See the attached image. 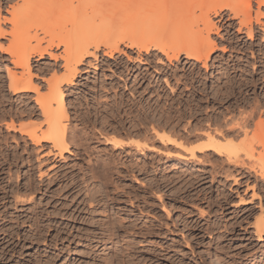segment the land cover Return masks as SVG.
I'll list each match as a JSON object with an SVG mask.
<instances>
[{
  "label": "rangeland",
  "instance_id": "obj_1",
  "mask_svg": "<svg viewBox=\"0 0 264 264\" xmlns=\"http://www.w3.org/2000/svg\"><path fill=\"white\" fill-rule=\"evenodd\" d=\"M37 1L0 0L2 28L11 32L8 14L11 7L21 6L20 14L25 15L24 8L41 5ZM39 1L52 4L51 0V3ZM101 1L95 0L99 7L81 16H88L95 27L100 20L98 12L104 8ZM58 2L61 3L60 0L55 3ZM251 4L252 35L229 10L222 11L221 16L210 13L215 24L211 40L217 46L208 61L198 62L185 55L178 61H170L157 50L147 54L123 44L121 52L110 57L103 46L99 50L91 48L110 33L102 30L89 41L95 57L87 58L79 67L76 84L63 86L70 117L68 126L81 133L85 144L83 151L73 144L71 153L63 160L51 158L42 162L43 150L23 140L18 131L37 128L41 133L47 126L35 103L34 92L19 98L8 90V72L21 75L23 71L15 67L6 53L12 36L0 39V80L4 82L0 85L4 87L0 93V264H208L212 257L220 264H264V234L260 239L255 230L256 220L264 217V181L249 170L264 154V148L258 146L254 137L256 123L260 119L264 122V6L259 11L258 0H251ZM64 9L80 13L76 12L77 2ZM197 12L198 16L202 14L201 10ZM258 13L261 25L257 22ZM54 23L60 26L52 24L47 35L31 28L18 44L19 49L36 46L37 41L31 39L35 34L48 41L51 35H64L79 26ZM87 24L84 19L77 31L84 32L89 27ZM204 29L201 23L195 32L199 35ZM166 39V43L175 40ZM49 53L35 56L31 61L34 83L40 85V93L47 91L45 81L55 72L56 78L65 74L61 68L64 48L53 47ZM51 54L57 59L50 57ZM24 74L28 75V71ZM245 88L247 91L240 98L238 92ZM232 90H236V97ZM176 101L181 105L175 107L181 108L180 113L185 115L182 122L175 120V125L165 117L160 120L164 105ZM120 103L130 104L135 115L137 111H148L152 105L155 113L149 109L150 118L157 121L159 118L167 133L169 128H175L178 140L185 142L186 137L191 138L186 147H196L205 141L199 137L202 141L194 140L197 138L194 134L204 133L208 123L212 128L216 124L215 129L221 126L224 133L227 129L223 124L231 127L257 111L258 116L255 118L253 113L254 121H250L249 135L235 140L239 144L251 139L255 148L254 158L247 157L244 151L241 153L240 160L248 171L245 165L244 169L229 165L224 157L212 153L210 157L199 154V158L187 161L179 158L181 150L172 149L168 154L158 144L155 147L158 145L161 150L157 148L144 158L133 148L115 149L107 136L101 135L103 129L106 128L104 134L108 133V138L119 142L138 136L133 135L132 126L138 127L139 123L125 117L129 108ZM192 112L198 114L191 117ZM12 123L16 130L9 128ZM202 126L206 129L201 130ZM189 130L194 132H191L193 136L189 137ZM140 159L147 160L146 170L141 172L133 164ZM109 164L112 170L107 172L104 166ZM94 165L98 173L86 182L85 175H92ZM65 173H73L71 178L80 182L77 189L73 187V179L60 180ZM235 177L241 183L235 184ZM89 197L96 201L91 198L88 205H81ZM94 207L97 209L94 220L88 222L87 209ZM108 213L112 219H124L119 221L120 229L113 231L112 241L108 239L110 226L101 219ZM80 215L84 219H78ZM200 248L205 256L200 255Z\"/></svg>",
  "mask_w": 264,
  "mask_h": 264
},
{
  "label": "bare ground",
  "instance_id": "obj_2",
  "mask_svg": "<svg viewBox=\"0 0 264 264\" xmlns=\"http://www.w3.org/2000/svg\"><path fill=\"white\" fill-rule=\"evenodd\" d=\"M24 1H29V0H24ZM56 1L51 0L52 4L48 5L47 1H45L46 2L45 4V2L42 1L43 2L42 3L41 1L38 0L37 2H40L41 5L44 4L46 6L44 5L36 6L32 4V7L29 8L28 6L26 7V9L24 8L26 12L25 15L20 14V10L21 12L23 11V8L21 6L16 5L11 7L10 10L8 11L9 16H11L10 24H12L10 33L6 32L2 28L3 26L2 18H1L2 5L0 6V39L4 38L6 35L12 36L13 39L10 41V46L7 49L6 53L10 55L12 59V63L15 65V67L20 68L23 71L21 75H17L16 73H12L11 71L8 72L7 74L8 90L14 96H18L19 98H24L25 96L29 97V94L34 92L36 94L35 103L38 106L41 115L44 117L45 120L44 123L47 126V129L45 131H42L41 133L37 130V128H21L18 131L22 133L23 140L25 139L26 142L30 141L36 148L43 150L44 154L41 157L42 162L47 161L51 158L61 159V160L65 159L66 154L71 153L70 150L73 144L78 146L80 151L85 150L84 137L81 135L80 132H75V130L73 129L70 130L69 128L70 126H68V121L70 117L68 115V111L65 105V93H64L65 91L63 90V86L64 85L72 86L76 84L75 83L76 78L80 76L79 67L84 65L87 58L95 57V52L90 51L91 48L99 50L100 47L102 48L103 46L105 48L106 55L112 57L114 53L121 52L120 46L121 44H123L127 47L137 48L140 52L144 51L147 54H149L151 50H157L162 54H164L167 57V59L170 61L171 60L178 61L180 60L182 55H185L186 58L188 59H194L198 62L208 61L212 58V54L217 46V45L215 46L213 41L211 40V34L215 29V24L212 22L209 15L211 12H215L218 14V16H221L220 13L224 10H229V12H231L235 18L240 19L239 25H241L242 27L244 26L245 29L247 28L250 35H252L253 33L252 17L250 14L252 8L251 0H102L101 2L104 3V8L101 11L98 10L99 11L98 15H100V20L97 18L98 22L96 21V23L98 24L96 25V27L92 25L94 21H90L88 16L81 18L82 14L88 12V10H92L95 8L96 6L95 5L96 2H94L95 0H60L61 3L59 4L58 2L59 5L55 3ZM75 2L78 3V9L76 10V12H80V13L75 14L73 12H67L64 9L66 6H71ZM54 3L55 5H53ZM30 4L31 3L29 2L27 5ZM258 4L260 11V8L264 6V0H258ZM33 5L35 7H33ZM97 7L99 6H96V8ZM197 10H201L202 14L198 16ZM121 13H123V15H120ZM260 15L261 14L258 13L257 22L261 25L259 19ZM84 19H86L87 23L89 24L91 23L92 26L87 24L89 27L88 28L86 27L84 32L79 33L77 29L81 25V23L84 22ZM87 19H89V21ZM54 22H60L63 26L64 25L65 26L79 25V26L73 27L71 31H68L66 34L64 33V35L62 33H60L62 35L59 36L51 35V39L48 41H45L44 38L40 39L39 35L35 34L31 39L37 41L36 46L34 45L31 48L27 47L22 50L19 49L18 44L21 43V41H24V36L29 33V30L31 28H35L37 30L39 29L40 31L43 32V34L47 35L50 32L49 28L51 29V27L56 25H58V27L60 26L59 23L56 24ZM201 23L204 24L205 27L204 33L199 32L198 33L199 35H197L195 30L196 28L198 29ZM104 29L109 30L110 33L103 40L93 43L92 47L90 48L89 41L97 37ZM51 33L56 34L55 32H51ZM166 38H173L175 40L172 43H166L165 42V40L167 41ZM43 42L46 43L45 47H43ZM53 47L64 48V55L62 57L63 65L61 68L64 69L65 74L61 78H56L55 75L56 72H55L51 78L47 79L46 81L44 80L47 85V91L45 93H40L41 91L40 85L34 83L35 81H34V76L32 74L31 61L32 58L35 56L43 57L44 54H50L49 50ZM1 49L2 46L0 47V50ZM50 57L57 59V57L53 56L52 54L50 55ZM27 71H28V75H25L24 73ZM2 83L4 82L0 80V85H2ZM251 84L252 83H250V85ZM3 89L4 87L0 88V93H2ZM241 89L240 92H238L240 98H242V96L245 95L246 88L244 90ZM233 94H235L236 97L237 95L236 90L233 91ZM226 97H228V95ZM177 103L179 104V102L176 101L174 103L172 102L167 105H164L166 106V108L163 109L162 114H160L162 115L160 116V120L165 117L167 118L168 123L170 122V120H172V122L177 120L178 121V122L176 121L177 123H179L180 121L182 122L185 115L180 113V111H182L181 108L177 109L181 105V104L177 105ZM257 104L255 105L256 108H258ZM175 105H177L178 107H175ZM120 106L123 107L125 106V108L127 106V108H129L128 110H125L127 113L125 114V117H127V119H131L133 122L139 123L138 127H136L137 125L134 127V125L132 124L135 133L133 134L132 132V134L138 135L139 139H137L138 136L136 137L137 140L134 139L135 137L134 136L132 137L133 139H130L127 142L115 141L114 138H108L107 135L108 133L104 134V132H106V128L103 129L101 135L102 136L106 135L108 139L106 140L112 143L115 149L124 150V149L133 148L136 150L134 151L142 157L148 156V154H150L152 151L156 150L157 148L160 149V147L161 149L163 148L165 150H168L169 151V152L167 151L168 154H170V150L172 149L181 150V153L183 151L184 154L179 153L180 156L179 158L185 160L188 159L187 161H189V159L191 160L196 159L197 155L199 154L211 155L212 153L213 156L217 155L220 157L221 156L224 157L225 160L227 161L226 163H228L229 165H233L241 168H243L242 166L245 165V163L242 160H240L242 155L241 153H243V151L245 152V155L247 157L254 158L255 148L253 147V145H251V139H246L239 144H235L236 143L235 140L237 141L239 137L242 135L245 136L249 135L250 121L251 119L254 118L257 111L253 112L255 113V115H253L252 113L253 117L251 114L246 118L242 117L241 121L238 120L237 123H235L231 127L229 126L228 127L229 129L226 126H224L226 123L223 125L221 124L223 127H225V129H227L224 133L222 132L224 128H222L220 131L219 127L221 126L219 127L216 126L217 129H215L216 122L213 123L215 124L213 126L214 128L210 127L211 125L209 126L210 124L208 123L209 121L206 122L208 123V126H206L207 130L202 134H194L197 137L194 140L198 139L199 137L200 139L203 138L205 141H203L202 143H200V145L196 147H186V145H188L187 143L191 142L189 140L191 138L187 139L188 137L185 138L184 136L186 141L185 142L182 141L183 139L181 140V138H179V140H181L179 141L177 137L179 135L177 136L175 135L177 131L176 132H174L175 130L173 131V129L175 128L170 129L168 127L169 130L167 133L166 132L167 130H165L166 129L165 126L164 125L162 126L158 122L159 118L158 121L154 120V118L153 119L150 118L151 116H149L150 113H148V111L149 109H152L151 107L152 105L148 106L149 107L148 111L142 110L144 111V113H142L141 111H137L136 109L137 115H135V112L133 111L132 106L130 107V104L125 105V103H123ZM259 109L260 108H258V110ZM30 110H28L27 113H29ZM153 113H155L154 110ZM196 114L198 113L194 114L192 112L190 116L193 117ZM257 116L258 115H256L255 118ZM222 119H218V120L222 122L224 121ZM173 123L175 124V122ZM110 125L111 124H109V126ZM170 125L172 124L170 123ZM173 126H171V128ZM196 126L198 125H195V128ZM9 128L10 129L12 128V130L17 129L14 123L9 125ZM185 128L186 126L184 127V129ZM200 129L204 130L206 128L202 126L200 127ZM170 130L173 131L174 133L173 132L171 133ZM193 131L190 130L188 131L190 132L189 137L193 136L191 134V132ZM169 132L171 134H169ZM179 133L181 134V132ZM182 135L185 134L182 133ZM175 137H177V139ZM254 137L257 138L258 146L264 148V122L261 119L255 125ZM156 144H158L160 147L157 145L156 148L155 147ZM165 150L163 151L166 152ZM139 161L133 163L135 165L134 167L139 168L138 170H140V172L145 171L147 167L146 166L147 160L140 159ZM253 163L255 162L253 161ZM104 169L107 172L111 171L112 170L111 164L104 166ZM223 170L225 171V169ZM246 170L248 171L247 167ZM249 170L251 171V172L249 171L250 173L254 174V177L256 178L260 177V179L263 178V180L261 181H264V154L260 156V158L256 161L254 165H251L249 167ZM97 173H98L97 168L94 165L93 171H91L92 175L90 177L85 175L86 177L85 181L87 182V180L89 179H94ZM72 174L73 173L71 174L65 173V175L60 180H64V179L70 180ZM231 175L230 176L228 175L227 177H231ZM71 179H73V183H74L73 187L77 189L79 187L78 183L80 182L76 181V178L75 179L71 178ZM234 182L235 184L241 183L238 177L234 178ZM70 184H68V187ZM91 198L89 197L88 199L83 200L81 205H83L84 203L87 204L88 201H91ZM73 199L75 200L76 198ZM93 199L94 198H92V200ZM94 201L96 200L94 199ZM79 210L80 209H78L77 212H79ZM84 210H86V208L81 209L80 214H83L82 212ZM87 211L88 213L87 215H85V217H88V222L93 221L94 220L93 216L94 214H96L97 209L94 207L87 209ZM109 213L106 216L102 217L101 219L105 221V223L109 224L111 229V233H110L111 235L109 236L108 239L112 241L113 237L115 236L113 231L115 229L116 230L120 229L119 224L121 222L119 221H122L124 219L121 220L118 218L112 219V215H110ZM80 217L81 215L79 216L78 219H80ZM81 218L84 219V215ZM78 219L75 218L74 220L78 221ZM129 221L131 222V220ZM256 221L257 224L255 225V230L261 239L264 234V217L260 218L259 220L257 219ZM136 233L138 235H142V233H140L139 231ZM199 253L201 256H205L204 251L201 248L199 249ZM208 264H220V263L216 262L214 257H212L208 259Z\"/></svg>",
  "mask_w": 264,
  "mask_h": 264
}]
</instances>
